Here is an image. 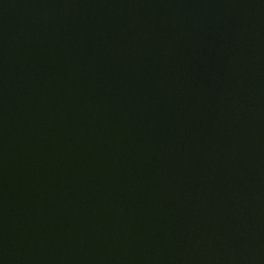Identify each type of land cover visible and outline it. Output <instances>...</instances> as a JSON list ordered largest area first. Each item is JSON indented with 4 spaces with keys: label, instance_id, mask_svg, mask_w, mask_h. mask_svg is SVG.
I'll list each match as a JSON object with an SVG mask.
<instances>
[{
    "label": "water",
    "instance_id": "1",
    "mask_svg": "<svg viewBox=\"0 0 264 264\" xmlns=\"http://www.w3.org/2000/svg\"><path fill=\"white\" fill-rule=\"evenodd\" d=\"M0 264H264V0H0Z\"/></svg>",
    "mask_w": 264,
    "mask_h": 264
}]
</instances>
